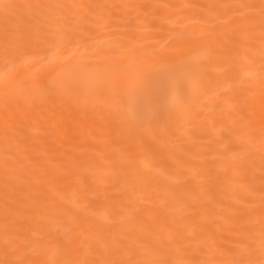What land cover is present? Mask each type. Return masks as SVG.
Listing matches in <instances>:
<instances>
[{
  "label": "bare ground",
  "instance_id": "obj_1",
  "mask_svg": "<svg viewBox=\"0 0 264 264\" xmlns=\"http://www.w3.org/2000/svg\"><path fill=\"white\" fill-rule=\"evenodd\" d=\"M26 3L29 0H0ZM45 4L84 5L82 8L55 10L70 19L79 33L70 51L56 52L50 46L42 49V56L50 60L60 55H74L91 69L109 66L114 58L101 57L99 64L87 57L100 53H127L148 57L175 44L186 35L190 52L216 56L210 66L204 91L193 98L188 114L178 126L191 127L195 134L185 137L182 145L168 142L138 162L142 178L122 177L112 190L119 193L135 187V198L151 196L145 213L137 223V231L169 219V227L179 232L170 257L182 260L211 262L231 258L228 250L243 240L252 246V259L259 261L261 248V156L264 128V80L261 78L259 50L261 46L260 0H39ZM241 4L257 5L253 15ZM137 5H159L142 9ZM53 10H45L44 15ZM15 30V29H14ZM4 39L0 31V96L14 93L37 82L46 70L45 63L32 55L26 47L15 49L6 59ZM254 49L255 65L234 70L239 62L237 53ZM173 59L175 57H172ZM85 78L103 92L120 87L109 72L85 73ZM234 101L237 109L233 120L247 126L250 137L247 154L250 166L229 168L238 157L232 150L236 141L228 135L231 120L225 119L216 96ZM0 103V227L5 218L22 220L35 200L55 188L57 195L71 199L66 191L65 174L73 172L72 181L80 179L82 161L97 160L107 153L118 152L124 141L116 128L101 111L90 112L72 103L42 102ZM225 109L227 105L223 106ZM178 172L188 185H211V194L199 193L195 207L191 194L181 197L175 214L184 217L183 223H171L167 206H161L157 193L173 184ZM104 173L89 171L90 183ZM250 186L254 191L250 190ZM94 194L89 200H95ZM251 201V204H249ZM252 209L251 214L248 210ZM94 222L103 223L106 210L95 207ZM245 237H247L245 239ZM40 259H56L49 250ZM66 260H92L94 234L86 230L77 241L76 251L65 253Z\"/></svg>",
  "mask_w": 264,
  "mask_h": 264
},
{
  "label": "snow or ice",
  "instance_id": "obj_2",
  "mask_svg": "<svg viewBox=\"0 0 264 264\" xmlns=\"http://www.w3.org/2000/svg\"><path fill=\"white\" fill-rule=\"evenodd\" d=\"M82 7L86 6L45 4L39 0L0 2V31L3 33L5 58L15 49L26 47L46 65L37 82L17 92L5 93L0 96V103L7 107L21 101L35 103L34 98H39L42 102L72 103L86 111H101L115 126L124 143L118 152L77 165L80 170L78 181H72L73 172L65 174L64 187L71 193V199L57 195L56 189L52 188L35 200L22 220L6 217L0 227V264H264V182L260 188L262 239L259 261L251 258L252 246L250 243L244 245L243 240L228 250L231 258L227 260L201 262L171 258L169 254L180 234L169 227V219L137 231L136 225L143 217L151 196L141 201L135 198L134 186L116 193L112 190L113 185L122 177L142 178L143 170L138 164L142 156L150 155L168 142L182 145L185 137L195 134L191 127L178 126V121L188 114L193 98L210 83L208 72L216 56L211 52L206 55L190 52L185 34L178 37L175 44L148 57H136L130 51L97 52L87 57L90 62L99 64L101 57L112 56L113 62L105 68L91 69L74 55H60L52 60L42 56L44 47L50 46L56 52L70 51L74 41H78L79 33L70 19L55 10ZM237 7L253 15L257 11L254 4ZM45 10L53 11L45 16ZM258 12L261 18L259 64L264 80V0H260ZM237 56L239 62L234 65L237 72L245 65L252 66L257 62L254 49L244 48ZM93 71L113 74L120 87L103 92L97 90L93 82L85 78V73ZM214 100L222 108L225 119L232 121L227 132L235 138L232 150L238 153V157L230 161L229 168L250 166L247 158L250 132L243 123L246 117L242 115L239 121L233 120L236 103L218 95ZM225 105L228 108L225 109ZM261 136V173L264 180V128ZM89 171L104 175L89 183L86 180ZM250 190L254 191L251 186ZM202 192L210 195L212 186L188 185L182 173L178 172L173 184L156 195L160 205L168 207L171 223L178 225L183 223L184 217L175 214L177 201L185 194H191L193 199L185 203L195 207L196 197ZM90 194L97 199L89 200ZM95 207L106 210L103 223L94 222L93 214L86 212ZM251 211L249 209L248 214ZM86 230L94 234L95 258L83 261L59 258L76 251L77 241ZM49 250L54 251L58 258H39Z\"/></svg>",
  "mask_w": 264,
  "mask_h": 264
}]
</instances>
